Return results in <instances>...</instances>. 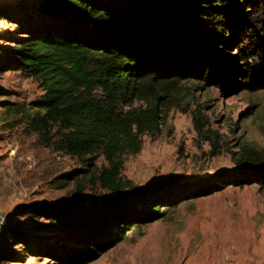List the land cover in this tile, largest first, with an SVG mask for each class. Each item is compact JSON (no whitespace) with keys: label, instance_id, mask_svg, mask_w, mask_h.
I'll list each match as a JSON object with an SVG mask.
<instances>
[{"label":"trees","instance_id":"trees-1","mask_svg":"<svg viewBox=\"0 0 264 264\" xmlns=\"http://www.w3.org/2000/svg\"><path fill=\"white\" fill-rule=\"evenodd\" d=\"M252 2L16 0L0 12L19 30L18 36L0 37L15 44L0 39V66L31 75L43 89L32 109L12 108L13 116L21 115L42 138L52 139L56 151L86 161L85 168L62 179H77L79 187L84 177L109 192L83 210L25 207L46 217L43 230L49 231L20 232L17 243L26 252L86 264L93 246L117 244L133 228L163 217V207L229 185L264 187V148L249 143L238 146L235 167L216 182L155 188L122 173L124 155L139 152L144 136L159 133L174 108L193 111L197 120L203 106L193 107L197 92L219 74L227 78L236 71L223 56L226 47L238 43L250 14L244 4ZM261 25L253 52L241 56L252 89H264ZM100 156L107 161L101 169ZM79 250L86 252L69 258Z\"/></svg>","mask_w":264,"mask_h":264},{"label":"rangeland","instance_id":"rangeland-1","mask_svg":"<svg viewBox=\"0 0 264 264\" xmlns=\"http://www.w3.org/2000/svg\"><path fill=\"white\" fill-rule=\"evenodd\" d=\"M15 4L0 0V12ZM244 7L250 14L238 32V43L226 47L223 56L236 64V71L227 78L219 74L218 81H209L197 92L193 107L203 105L197 112L202 117L196 120L193 111L174 108L159 133L144 136L139 152L124 155L125 177L155 188L216 182L235 167L234 152L241 143L264 148V89L247 87L242 72L248 66L241 57L253 52L257 29L264 22V0ZM18 35L16 23L0 15V37ZM42 96L43 89L31 75L0 66V264H72L31 254L17 243L20 232H49L43 230L48 219L25 207L83 210L109 195L87 178L82 177L79 187L77 179H62L85 168L86 161L56 151L52 139L42 138L21 115L13 116L12 108L26 112ZM105 165L100 156L98 168ZM163 208V217L133 228L117 244L93 246L86 264H264L261 184L229 185Z\"/></svg>","mask_w":264,"mask_h":264}]
</instances>
